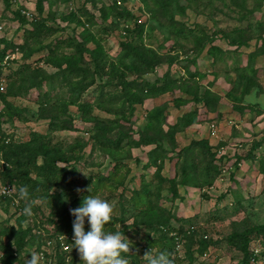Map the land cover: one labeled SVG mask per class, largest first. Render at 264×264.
Instances as JSON below:
<instances>
[{
	"label": "rangeland",
	"instance_id": "rangeland-1",
	"mask_svg": "<svg viewBox=\"0 0 264 264\" xmlns=\"http://www.w3.org/2000/svg\"><path fill=\"white\" fill-rule=\"evenodd\" d=\"M113 1L118 7L126 8L134 17L132 20L120 21L118 29H114L117 22L113 13L110 12ZM10 2V7L6 8L3 0H0V40L6 39L14 45H20L24 30H30V27H21L19 21L14 18L15 12L20 11L27 22H32L36 18L38 0H10ZM181 3L186 6V12L183 15H176L175 19L188 28L200 25L204 33L212 35L210 42L206 43L200 55L198 51H193L195 46L193 43L184 40L182 48L179 49L180 47L175 44V38L164 40L163 33L150 29L151 16L140 0H67L65 2L45 0L43 2L45 14L52 5V8H57L59 16L75 13L77 18L73 21H62L59 16L56 18L54 25L57 24L63 31L59 30L53 37L43 41L42 45L50 46L49 48L33 54L26 60H23L17 50L13 52V60L17 62L0 76L3 80L0 94H5L12 81L10 78L7 79V75L15 72L23 64H28L31 70L39 69L40 75L35 80L37 85L24 95L7 98V101L19 109L20 113L11 123L2 124L0 130L6 142L11 140L26 142L33 134L49 135L54 143L62 146L72 144L76 140L88 142L83 151V162L80 166H76L81 175L85 174L84 170L87 169L94 173L106 174L115 165V160L122 161L120 164L124 166L121 169L125 176L124 185L116 188L115 197L122 193L129 198L131 191L138 189L143 179L145 183H152L151 188L154 189L156 174H160L166 180L175 178L176 197L173 201H159L162 208L170 210L172 217L169 221L170 226L175 233L178 230L186 232L192 228L195 238L201 237L215 244L210 245L204 255H199L196 242L189 249L193 257L190 263L186 257L188 251L186 239L180 238L179 242L175 243L171 254L174 264H240L242 254L226 242L227 238L234 232L240 234L244 230L264 225V56L260 59L257 57L261 51V43L257 42L258 36L262 35L264 41V0H195L194 2L181 0ZM27 13L30 15L27 16ZM135 20L139 26H142L139 27L142 32L139 37L135 36L132 39L133 35L130 33L134 29ZM248 26H254L253 29L251 28L253 31L250 28L246 30ZM106 28L110 31H106ZM234 32L247 33L246 46L231 44ZM68 35H74L77 41L85 40L87 49L101 55L98 63L100 67H104L103 72H109L111 66L122 68L119 59L124 54L122 43L126 41L132 40L133 45H140L151 50L154 52L153 56L177 57L176 62L179 63L169 66L163 62L154 67L152 71L144 70L135 62L131 64L126 61L124 64L130 67V71L126 72L125 82H142L141 86L144 83L154 85L155 82L163 79L165 74H168L176 84L163 94L157 97H141L140 104L127 108L123 115H119L117 112L121 109L123 101L122 99L119 101L117 97L120 94L119 87L116 89L111 83L104 89L110 96L107 100L111 102V113L107 114L97 108L92 109L91 116L119 122L120 127L109 131L108 141H114L121 132L128 134V144L124 145L123 142L119 148L121 154L117 157L119 160L101 151L97 142L91 140V136L94 135L93 122L83 120L76 106L68 107L70 118L57 113L60 120L66 119L71 123L72 130H58L50 133L48 131L49 120L38 117L41 100L49 99L53 102L60 98L65 101L69 96L67 87L58 92L57 83L48 84L45 81L46 76L53 75L57 71L46 62L49 50L54 49L53 38L65 39ZM97 44L101 45L102 50H97ZM214 48L219 51H215ZM177 49L179 51H176ZM69 51L64 48L58 49L59 54ZM8 53L11 52L8 51ZM250 55H253L252 59L254 58L252 64H249ZM83 61L91 67L92 64L87 54L83 57ZM240 71L245 73L252 71L254 80H240ZM188 72L196 74L194 80H187ZM110 75L105 74L101 79H97L95 85L86 92V97L93 100L101 84L111 80L113 73ZM184 81L188 82L183 83ZM248 81L251 84H248ZM160 84L159 82L158 85ZM245 86H249L246 94L244 93ZM131 89L132 92H137L133 87ZM207 89L221 98L218 113L207 112L202 103L195 104L192 96L187 95L194 91L201 94ZM234 90L236 91L231 94V97L236 98L238 102L232 101L229 97ZM253 94L257 102H246L245 98L252 97ZM181 99L187 102H181ZM195 108L197 109V123L175 134L174 149L171 150V128L176 126L183 115L194 111ZM160 110L162 123L161 126L155 128L154 117ZM2 111H4V105L0 99V113ZM149 114L152 115L150 123H148ZM141 136L152 137L154 142L142 145ZM199 141L208 143L211 152L214 153L212 163L216 169H220L219 174L214 175L206 185L202 184L197 187L183 185L180 182V164L176 154L183 147L189 146L191 142ZM257 143L260 145L253 149ZM92 146L97 149H92ZM156 149H163L166 152L163 159L156 157L155 154L149 156L150 152ZM237 157H241V160L235 165ZM85 162L87 165L92 162L93 165L87 166ZM205 164L206 162H203V166ZM2 165L4 164L0 159V174L3 171ZM202 178L203 176H199L197 182H200ZM0 184H2L1 179ZM11 187L13 194H16L14 187L12 185ZM167 188L168 184H165L161 191L162 195L168 193ZM102 193L100 198L106 200L109 196L108 189ZM114 196L110 198L117 201ZM13 204L7 207V213L3 211V205L0 204V221L5 220L8 224L14 225L17 217L13 214L14 206L18 203L15 200ZM44 217L46 213L36 219L28 218L23 226L30 229L34 235H45V228L50 230L51 227L46 224L42 225L41 221ZM128 222L130 224L132 220ZM142 236L140 232L138 236H134L133 241L144 242ZM31 242L26 244L22 252L25 258L32 251L38 253L43 246L41 243ZM263 247V243H260L255 234L249 236L248 250L250 252L261 253ZM54 251V247L48 249L50 254ZM66 252L69 254L74 252L73 244ZM151 252L153 254L155 250L152 249ZM127 253L137 254L130 248ZM76 254L77 259L81 260L78 250ZM51 259L52 264H57L53 257ZM125 259L128 260V264H137L132 258ZM141 259L144 264L146 262L144 255Z\"/></svg>",
	"mask_w": 264,
	"mask_h": 264
},
{
	"label": "trees",
	"instance_id": "trees-1",
	"mask_svg": "<svg viewBox=\"0 0 264 264\" xmlns=\"http://www.w3.org/2000/svg\"><path fill=\"white\" fill-rule=\"evenodd\" d=\"M45 0H38L36 8V18L32 22H27L20 11L15 12L14 18L17 19L21 27L29 26L30 30H24L22 43L20 45H14L12 42L1 39L2 48L0 49V76L7 70L12 68V64L17 60H11L7 64H3L2 61L8 51L13 53L16 50L21 54L23 60H26L33 56L37 52H41L50 46L42 45L44 40H48L53 37L57 32L63 31L57 24L54 25L57 14V8L50 9L48 13H44L43 2ZM46 1H59L65 2L67 0H46ZM187 1V0H185ZM194 2L195 0H188ZM147 9L149 16H151V22L149 24L150 29L158 30L164 34V40L175 38V44L182 48V41L186 40L193 43L194 52L198 51V55L204 50L206 43L212 38V35L203 32V27L200 25L191 26L188 28L185 24L177 21L176 15H183L186 12V6L181 3V0H140ZM6 8L11 5L10 0H3ZM110 12L113 13L115 23L114 29H118L120 21L124 19H134L132 14L124 7H118L116 2L113 1ZM64 20L73 21L77 18L75 13H70L68 16H59ZM149 22V21H148ZM53 24V25H52ZM134 21V29L131 31L132 39L135 36L141 35V28ZM253 29L254 26H248L246 30ZM251 29V30H252ZM110 31L109 28L105 29ZM253 31V30H252ZM232 45L246 46L247 45V33L234 32ZM261 33V32H258ZM129 34V31H128ZM129 34V35H130ZM84 34H82L83 36ZM128 37V35H127ZM81 39V38H80ZM257 42H260L261 51L257 54V57L264 56V41L262 35H259ZM54 49L49 50L46 62L51 67L56 68L55 74L46 76V83L58 84V92L62 88H68L69 96L65 101L60 98L51 102L49 99L41 100L39 108V118L49 120L48 131L50 133L58 130H72L73 126L66 120H60L57 113H61L68 118V107L76 106L81 115V118L85 121L93 122L94 135L91 136V140L97 142V146L101 151L107 152L112 157H119L122 143L128 144L129 136L127 133H119L118 137L112 141L107 140V135L110 130L115 127H120L118 121L100 118L99 116H91L92 109H100L105 113H111L109 102L110 96L108 92L104 91L108 84H113L116 89L119 87L118 100L122 99L121 109L117 112L119 115H123L127 108L141 103V97H157L163 94L165 91L173 87L176 82L170 78L168 74L163 76V79L159 82H155L154 85L142 82H125L126 72L130 71L129 66H124L126 61L131 64L137 63L138 66L143 67L144 70H153L154 67L165 62L169 66L176 62L177 57L173 58L169 55L165 56H153L154 52L148 50L140 45H133L132 40L122 43L123 56L119 59L121 69L110 67L109 72H103L104 67H100L98 63L100 54L93 52L86 48V41L81 39L77 41L74 35H68L65 39L53 38ZM50 45V42L48 43ZM64 48L70 50L68 53L59 54L58 49ZM177 49L176 51H179ZM215 51H219L214 48ZM97 50H102L101 45L97 44ZM88 55L90 58L91 67L84 63L83 57ZM252 56H249V64H252ZM246 71V70H245ZM113 76L110 81L102 83L100 90L95 94L92 99L86 97V92L95 85L97 79L105 74ZM253 72H241L240 80H254L252 76ZM40 75L39 69H30L29 65H21L15 72H11L7 75V79H12L5 94H0V99L4 105V111L0 113V128L4 123H11L14 117L20 113V110L7 101V98H15L20 95H24L29 89L34 88L37 83L35 80ZM110 75V76H111ZM12 77V78H11ZM196 74L188 72L187 80H194ZM184 81L183 83H187ZM191 82V81H190ZM248 84L251 82L248 81ZM54 87L53 85H51ZM51 87V88H52ZM137 90L136 93L132 92L131 88ZM249 86H245V94L248 93ZM236 90L230 93L234 94ZM188 96H192V100L195 104L202 103L207 112L218 113L221 98L216 93L211 92L209 89L205 90L201 94L189 92ZM232 101H236V98L231 97ZM181 102H187L185 99H181ZM189 101V100H188ZM191 101V99H190ZM180 102V103H181ZM49 106V107H48ZM163 110V109H161ZM156 112L154 119L155 128L161 126L162 114ZM238 110V109H237ZM56 113V114H55ZM150 113V112H149ZM218 115V114H217ZM159 116H161L159 118ZM197 109L183 115L182 119H179L176 126L171 128L170 146L171 150L174 149L175 142L173 141L175 134L178 131H182L184 128L190 126L193 123H197ZM152 115L148 116V123L151 122ZM152 137L140 138L142 145H148L153 143ZM88 142L76 140L69 145H60L52 141L51 136L33 134L31 138L26 142H15L13 140L6 142V138L1 134L0 130V159H2V173L0 179L2 184H11L16 194L11 197L0 196V204L3 206V211L7 213V207L14 205L16 200L18 204L14 206V215L17 217L14 220V225L8 224V221H0V264H25L28 256L23 257L22 252L28 242H38L42 245L45 242H55L57 244L55 251L52 253L54 261L57 264H81L82 261L77 259V249L73 245L72 253L63 252L59 248V238L68 237L74 238L73 221L75 217L71 215L70 210L82 206L83 199L86 196L101 197L103 191L108 189V197L106 201L114 206L112 220L105 225V232L116 233L120 232L128 240L129 248L137 252L136 255L122 253L124 258H132L137 264H143L141 257L154 249L153 254L159 252H165L172 259V251L176 242H179L180 238L186 239V257L190 261H193L192 253L189 249L197 242L199 255H204L206 249L215 244L212 241L205 239L195 238L192 228L183 232L175 230L170 226L169 221L172 219L170 210L164 209L159 205L160 200L173 201L176 197L175 187L177 185L175 178L172 180L164 179L160 174H156V186L152 189V183H145L144 179L141 182V186L138 189L132 190L129 198H126L122 193L114 196L116 188L121 187L124 182L125 176L122 174L121 169L123 165L115 160V165L106 174L94 173L87 170L85 174L79 173L76 166H80L83 162V151L86 148ZM110 148H109V145ZM260 144L257 143L253 146L256 149ZM92 149H97L92 146ZM165 151L163 149H156L150 152L149 156L155 154L156 157L164 158ZM115 158V159H116ZM177 161L180 164L181 174L180 182L183 185L199 186L202 184H208L209 180L218 175L220 169H216L213 165L214 153L211 152L206 141L191 142L189 146L183 147L178 154H176ZM118 159V158H117ZM119 160V159H118ZM241 157L236 158L235 165L239 163ZM203 162L206 164L203 166ZM86 164V162H85ZM87 165V164H86ZM89 165H93L92 162ZM87 165V166H89ZM86 166V167H87ZM85 167V168H86ZM126 169V167H125ZM203 176L200 182H197L198 177ZM168 184V193L162 195L161 192L163 186ZM21 186H26L28 195L26 199L19 197V189ZM90 187V191L87 189ZM79 189L80 191H77ZM155 190V191H154ZM77 193H79L77 195ZM170 195V197H169ZM114 196L117 201H114L110 197ZM19 199V201L17 200ZM114 201V202H113ZM32 205L31 215H25L23 209L26 204ZM46 213V217L41 221L42 225L46 224L51 227L50 230L45 228V235H34L30 229L24 228L23 224L26 219H36L38 216H43ZM132 223L129 224V220ZM84 230L87 233L90 231V225L85 219ZM142 233V240L144 242H134V236H138ZM174 233V234H173ZM255 234L260 243L264 246V225L247 229L240 234L232 233L227 238V243L234 247V249L242 254L240 264H264V260L259 261V255H256L253 251L248 250L249 236ZM4 238V240H1ZM137 238V237H136ZM138 239V238H137ZM141 240V239H140ZM31 242V243H32ZM67 243L74 244V242L68 241ZM40 246V245H39ZM40 249V247L38 248ZM173 260V259H172ZM67 261V262H66ZM174 262V260H173ZM144 264H147V260Z\"/></svg>",
	"mask_w": 264,
	"mask_h": 264
},
{
	"label": "clouds",
	"instance_id": "clouds-1",
	"mask_svg": "<svg viewBox=\"0 0 264 264\" xmlns=\"http://www.w3.org/2000/svg\"><path fill=\"white\" fill-rule=\"evenodd\" d=\"M246 102L255 103L256 98L246 97ZM90 187L87 189L89 192ZM77 191H80L77 189ZM0 194L7 195V188ZM28 190L26 186L19 189V197L26 199ZM114 206L108 201L96 196H86L82 206L71 209L70 213L75 217L73 221L74 247L78 250L83 264H128V260L122 253L129 252V243L120 232H105V225L112 220ZM25 215H31L32 205L26 204L23 209ZM90 225V231L84 230L85 219ZM147 264H174L165 252L152 254L151 250L144 255ZM25 264H42V257L36 251L30 253V258Z\"/></svg>",
	"mask_w": 264,
	"mask_h": 264
},
{
	"label": "built area",
	"instance_id": "built-area-1",
	"mask_svg": "<svg viewBox=\"0 0 264 264\" xmlns=\"http://www.w3.org/2000/svg\"><path fill=\"white\" fill-rule=\"evenodd\" d=\"M29 15L30 14L27 13V16H29ZM13 59H14L13 53H8L5 55L2 63L7 64L9 61H11ZM2 81L3 80L0 79V86H2L1 85ZM5 188H7L9 190V194H7V195L0 194V196L11 197L13 195V190H12L11 185H9V184H0V193H2ZM58 240H59V248L63 252H66V250L70 247V243H67L68 241L74 242V238H68V237H60ZM56 246H57V244L55 242H50V241L45 242V244L42 246V248L38 252L40 254V256L42 257V264H52V262H53V260L51 259L52 253L50 254L48 252V249H50L51 247H54V249H56ZM254 253L256 255H259V258H261L260 259L261 262L264 260V247H263V252H261V253L254 252Z\"/></svg>",
	"mask_w": 264,
	"mask_h": 264
}]
</instances>
